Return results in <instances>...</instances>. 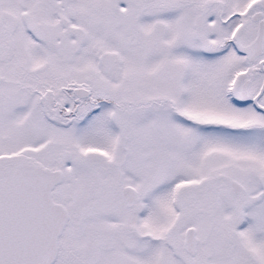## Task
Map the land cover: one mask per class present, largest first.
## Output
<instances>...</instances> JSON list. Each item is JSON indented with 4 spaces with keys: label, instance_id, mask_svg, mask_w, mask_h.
<instances>
[{
    "label": "snow or ice",
    "instance_id": "obj_1",
    "mask_svg": "<svg viewBox=\"0 0 264 264\" xmlns=\"http://www.w3.org/2000/svg\"><path fill=\"white\" fill-rule=\"evenodd\" d=\"M0 264H264V0H0Z\"/></svg>",
    "mask_w": 264,
    "mask_h": 264
}]
</instances>
